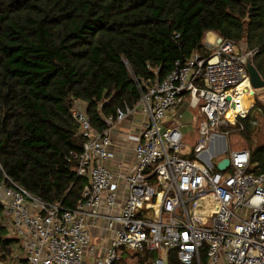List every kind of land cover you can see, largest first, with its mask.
<instances>
[{"label":"built area","instance_id":"1","mask_svg":"<svg viewBox=\"0 0 264 264\" xmlns=\"http://www.w3.org/2000/svg\"><path fill=\"white\" fill-rule=\"evenodd\" d=\"M209 34L205 55L195 52L162 79L139 82L138 104L105 116L103 132L93 126L88 104L73 102L83 144L70 157L73 171L88 179L75 207L48 203L0 175L2 221L23 244L25 264H116L123 251L141 258L158 253L148 257L151 264H170L171 252L181 264H205L203 256L207 264H264V169L245 147L226 157L225 170L218 164L226 158L213 161L229 151L230 136H237L231 144L243 139L252 108L264 115V87H252L247 68L258 50ZM182 108L195 114L190 148ZM127 120L123 140L134 141L129 165L117 161L113 136ZM100 220L114 236L106 254L89 262L91 225Z\"/></svg>","mask_w":264,"mask_h":264},{"label":"trees","instance_id":"2","mask_svg":"<svg viewBox=\"0 0 264 264\" xmlns=\"http://www.w3.org/2000/svg\"><path fill=\"white\" fill-rule=\"evenodd\" d=\"M209 31L257 49L252 62L264 78V0H0V175L75 207L88 179L70 157L83 144L73 102H86L103 132L105 116L138 104L139 82L205 55ZM242 133L251 145L250 118ZM253 161L264 169V145ZM2 216L0 202V264L18 241ZM124 256L116 264H146L158 253ZM169 260L181 264L174 252Z\"/></svg>","mask_w":264,"mask_h":264},{"label":"crops","instance_id":"3","mask_svg":"<svg viewBox=\"0 0 264 264\" xmlns=\"http://www.w3.org/2000/svg\"><path fill=\"white\" fill-rule=\"evenodd\" d=\"M207 33H209V32H207ZM214 35H217V34L215 32L210 31V34H209L208 37L213 39ZM250 103H252V101ZM261 115L264 117V115L258 111L257 107H254V108L251 109V112H250L248 118L251 119V123H252L253 126L258 124V120H259L258 116H261ZM134 118L137 119V120L139 119V117H137V116H135ZM128 128H129V120L124 122L113 133V136H114L115 139L118 140V141H116L117 149H118L117 161H124L125 163H127L129 165V164H131L134 161V150H133L134 141L132 140L131 144H128L127 142H125V140H123V138L126 136L125 135L126 134L125 130H127ZM236 138H237V136H234L233 141ZM231 146L232 147L240 146V148L245 147V137H244V135H243V139L242 140H240L237 143L231 144ZM245 148H248V147H245ZM234 149H237V148H234ZM249 149H251V151L253 153L255 148H249ZM256 163H258V162H256ZM258 166H259V163H258ZM105 224H106L105 220H100L97 224H94L93 226L91 225L92 243L95 245V249H94V251L91 254H86V260L89 261V262H93L97 258L103 257L106 254L107 248L110 246V243H111V240H112V237L114 236V234L113 233L112 234H107V232H104ZM18 242H20V241L18 240ZM21 247L24 250V246H23L22 243H21ZM124 254H125V251H123L122 257H125ZM25 257H26L25 251H24V255L23 256L15 253V251H14V255H13L12 260H16V264H25ZM146 262H147L146 264H151L148 260ZM6 264H8V263H6ZM220 264H222V262Z\"/></svg>","mask_w":264,"mask_h":264},{"label":"rangeland","instance_id":"4","mask_svg":"<svg viewBox=\"0 0 264 264\" xmlns=\"http://www.w3.org/2000/svg\"><path fill=\"white\" fill-rule=\"evenodd\" d=\"M180 111L183 112V117L179 120L180 123H182L184 126L182 128L183 133L187 136L186 142H187V147L190 148L195 140L196 137V125H194V120L193 119V115L195 116V114L192 112H190L189 110H185V109H180ZM259 120H258V124L254 125V134L252 136V144L250 145L246 139H245V147L248 148H256L257 146L260 145H264V117L258 116ZM256 119V118H255ZM243 137V136H242ZM233 138L234 137H229L230 139V145L231 142H233ZM234 148H240V146L238 147H232L229 146V151L223 153L222 155H219L218 157L214 158L213 161L214 162H218L223 158H226L229 156V154L234 150ZM14 251L15 253L23 256L24 255V250L21 247V243L20 242H15L13 245ZM6 262V261H5ZM6 263H12V264H16V260H9ZM4 263V264H6ZM132 264H138L137 261H133Z\"/></svg>","mask_w":264,"mask_h":264},{"label":"water","instance_id":"5","mask_svg":"<svg viewBox=\"0 0 264 264\" xmlns=\"http://www.w3.org/2000/svg\"><path fill=\"white\" fill-rule=\"evenodd\" d=\"M247 68L250 76V82L254 89H259L261 87H264V78L261 76L259 71L256 69L255 65L252 61H249L247 63ZM251 93H254V90L251 91ZM230 160L228 158L222 160L218 164V168L220 170H225L229 166Z\"/></svg>","mask_w":264,"mask_h":264},{"label":"bare ground","instance_id":"6","mask_svg":"<svg viewBox=\"0 0 264 264\" xmlns=\"http://www.w3.org/2000/svg\"><path fill=\"white\" fill-rule=\"evenodd\" d=\"M243 87H245V104L246 105H250L251 103V101L253 102V94H247L246 95V90H247V88H246V83L245 84H243Z\"/></svg>","mask_w":264,"mask_h":264}]
</instances>
